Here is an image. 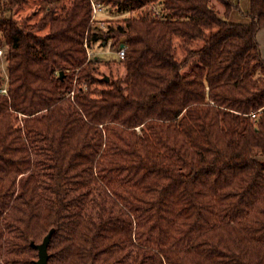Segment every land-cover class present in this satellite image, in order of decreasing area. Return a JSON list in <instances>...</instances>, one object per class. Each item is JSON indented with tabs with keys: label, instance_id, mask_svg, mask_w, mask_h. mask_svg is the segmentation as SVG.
I'll use <instances>...</instances> for the list:
<instances>
[{
	"label": "trees",
	"instance_id": "1",
	"mask_svg": "<svg viewBox=\"0 0 264 264\" xmlns=\"http://www.w3.org/2000/svg\"><path fill=\"white\" fill-rule=\"evenodd\" d=\"M32 1L0 0V264L50 232L48 264H264V0Z\"/></svg>",
	"mask_w": 264,
	"mask_h": 264
},
{
	"label": "rangeland",
	"instance_id": "2",
	"mask_svg": "<svg viewBox=\"0 0 264 264\" xmlns=\"http://www.w3.org/2000/svg\"><path fill=\"white\" fill-rule=\"evenodd\" d=\"M233 1V0H232ZM238 1V0H237ZM240 1V7H238L237 9L233 10V14L235 15V19L236 21H241V22H245L248 20V18L246 17V13L248 11L249 8V0H239ZM41 2L42 0H33L28 6H26L24 9L20 10L19 12H17V14H15V16L17 18H22L24 16H29L31 14H33L34 16V20H37L39 17H41L42 15H44V13H46V10L44 8H40L41 6ZM50 7H53L55 5V3H53V1H51L48 4ZM48 6V7H49ZM49 7V8H50ZM138 15V12H134V13H128L125 15H119L115 12H113V9L108 7V8H103L102 13L97 16L98 19L100 21L103 22V28L107 25V23L109 22L111 26L115 27L122 19L123 16L127 17H136ZM232 19V17H231ZM112 42L110 41L108 45L101 47H97V44L93 45V50L94 52H96L97 54L102 53L105 54V59L110 63V68L112 70H116L117 71V76H124L125 74V70L124 68L118 63V59L116 56V46L115 45L113 47V45L111 44ZM101 70L108 75L109 74V70L106 67H101ZM116 74L114 73V78H116ZM72 95V93H71Z\"/></svg>",
	"mask_w": 264,
	"mask_h": 264
},
{
	"label": "built area",
	"instance_id": "3",
	"mask_svg": "<svg viewBox=\"0 0 264 264\" xmlns=\"http://www.w3.org/2000/svg\"><path fill=\"white\" fill-rule=\"evenodd\" d=\"M90 3H91V7H92V14H91V18H90V23L95 27H99L101 29H104L105 27L103 28V22L100 21L97 17L102 13L104 7L101 5V3L98 0H90ZM125 17L126 16H123V18H125ZM83 47L86 50L88 58L97 54L96 52H94L93 49H91L90 47L87 46L86 42L83 44ZM125 51H126V47L124 45L122 47H121V44L117 45L115 53H116L118 60L121 61L124 59ZM5 65L6 64H5L4 49L0 47V76H1V79L3 81V86L0 88V94H2V95L8 94V91H7L8 80H7V73H6ZM250 116L252 118H254L255 112L251 113Z\"/></svg>",
	"mask_w": 264,
	"mask_h": 264
},
{
	"label": "water",
	"instance_id": "4",
	"mask_svg": "<svg viewBox=\"0 0 264 264\" xmlns=\"http://www.w3.org/2000/svg\"><path fill=\"white\" fill-rule=\"evenodd\" d=\"M123 46V44H121V47ZM108 78L106 77V80ZM50 237H51V232L48 233L42 240V242L40 244H35L33 245V247L37 250V260L35 262V264H48V252H47V248H48V244L50 241Z\"/></svg>",
	"mask_w": 264,
	"mask_h": 264
},
{
	"label": "crops",
	"instance_id": "5",
	"mask_svg": "<svg viewBox=\"0 0 264 264\" xmlns=\"http://www.w3.org/2000/svg\"><path fill=\"white\" fill-rule=\"evenodd\" d=\"M233 2L235 4L238 5V7H240V1L238 0H233ZM232 17V19H231ZM235 15L233 14V11L230 15V21H233V22H241V21H236L235 19ZM257 41L259 43V46H260V51H261V55H262V58L264 60V29H261L258 33H257Z\"/></svg>",
	"mask_w": 264,
	"mask_h": 264
}]
</instances>
